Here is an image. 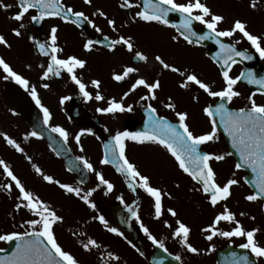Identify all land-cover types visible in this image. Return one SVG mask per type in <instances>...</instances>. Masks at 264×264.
Wrapping results in <instances>:
<instances>
[{"label": "flooded vegetation", "instance_id": "obj_1", "mask_svg": "<svg viewBox=\"0 0 264 264\" xmlns=\"http://www.w3.org/2000/svg\"><path fill=\"white\" fill-rule=\"evenodd\" d=\"M220 1L225 2L231 8L232 13L222 15L224 21L218 26L220 30L230 28L232 23L238 19L246 25L247 31L260 37L261 41L264 42V7L262 8L260 5L262 0H255L254 8L251 7L253 0ZM121 2L122 0H92V4L89 6L85 5L83 0H61V3L66 6H72L74 10L83 11L88 15L102 29L101 33H96L93 28L90 32H84L60 19L45 20L42 29L36 31L30 20V16L35 14V11L31 10L27 14L29 17L28 24L22 31L23 36H25L16 37V47L19 48L23 42L27 61L25 60L22 64L16 63V66L20 65V67H16L14 70L29 81V91H26L10 78L4 79L5 74L0 70V96L7 82H15L27 94L32 87H35L42 105L50 111L49 127L59 126L69 133L66 144L72 154L75 157L82 156L92 163L95 172H100L113 185L112 191L109 192L105 185H101L97 181L95 172H88V182L85 186L78 185L74 177L65 170L62 163L50 152L47 146L36 138H30L38 146L36 154L34 153V165L38 166L43 174L52 176L60 183L81 188L82 195L94 189L89 197L90 202L95 206L94 208H89L74 195L65 194L56 184L45 182L42 176H36L34 180L29 178L31 187H28L24 183L27 178H22L16 172L17 152L1 140L0 160L5 161L26 190L31 191L34 196L49 205L63 218L62 222L53 225L54 235L62 248L70 252L79 261V264H243L242 257H247V264H264V258H257L249 250L239 247L245 242L243 237L225 238L217 235L208 241L205 236L210 233L201 231L209 227L215 216L222 213L227 207L233 214L234 221L232 223L220 221L215 226V230L231 231L235 227V223L239 222L245 231L253 229L260 231L259 233L256 231L255 240L257 244L264 246L263 203L259 199L255 202L244 199L246 195L252 194L245 184V178L253 177V174L246 167L237 171L234 167L236 161L233 155L226 156L224 161H210V166L216 173L218 184L222 186L228 179L238 181L236 185L231 187V195L228 199L220 201L213 207L208 198L201 191L196 190L199 185H196L176 166L174 159L164 149L153 144H137L126 140L124 143L129 161L135 164L142 174L149 176L151 185L162 192V215L160 219L154 218L152 199L142 189L139 187L130 189L125 177L116 172L113 165L100 164V160L104 158V145L111 142V137L116 132H133L126 130L125 124L132 127L140 124L142 125L141 131L145 130L147 117L144 107L141 105L146 106L147 103H151L157 109L158 115L164 116L171 123H178L175 112L164 107V104L168 103L169 97H171L172 103L175 104V110L184 111L188 114L187 123L193 133L200 135L211 131L212 124L202 109L209 104L214 109L219 102L218 98L208 97L203 90L195 85L181 89L179 84L185 77L163 69L155 61V56H161L166 63L177 67L180 71H185L186 74H196L213 91L222 90L225 86L220 75L222 68L214 63L210 57V49H219L212 40H204L205 44L200 42L198 45H188L182 39L173 42L171 37L177 35L176 28L165 27L156 23H144L139 20L133 22V16L137 9H121L119 7ZM134 2L142 7V0H134ZM97 9L102 10L108 19L115 21V32L108 27L103 17L92 15ZM211 12L215 14L212 9ZM176 14H169L170 23L179 24V16ZM49 23H56L64 29L67 27L72 31H65L70 37L65 34L60 38V33H57V47L62 49L58 53V57L65 59L71 55L86 62L83 69L77 68L75 70V74L86 85V90L93 99L86 101L66 72L62 71L60 76L50 75L47 80L40 79L42 75L40 65L43 64L46 68L49 57L41 56L36 50L35 44L28 37L32 36L36 41L47 43L52 27ZM17 26L19 27V25ZM193 29L197 33L206 31L202 25L196 22L193 24ZM104 35L109 36L110 39L120 36L130 37L134 45L133 51L128 52L121 45H117L113 51H109L103 44H94L90 52L83 49L86 40L93 37L102 39ZM78 39L80 40L76 41ZM221 39L224 43L234 44L237 50L250 52L249 55L252 57L250 60H239L231 66L229 70L231 77L235 78L241 72L245 73V77L234 86V90L240 95L231 102L225 101L226 107L232 111H237L242 107L250 108L249 96L258 105L264 104V95H261L264 89H261L258 84H249L246 78L248 72H252L257 80L264 78V60L259 57L240 33L234 34L233 37ZM150 40H154V42H149ZM136 51L144 53L148 57L147 62L133 59ZM18 56H20V52H18ZM127 66L137 68L138 71L130 74L121 82L114 81L112 79L113 74L122 73L124 67ZM137 78H143L149 83L156 80L160 82L161 87L155 92L157 100L141 101L140 96L147 94V92L146 89L140 87L135 92L130 93L122 102L125 107L132 105L131 111L115 114H102L96 111L98 107H107L109 99L120 101V97L128 91ZM93 79L101 82L99 92L104 97L102 101L97 102L94 99L97 89L91 85ZM45 83L49 85L47 89L42 87ZM170 83L173 89H171ZM64 96H68L70 99L61 105L60 99ZM193 97L198 99L194 100ZM0 107L19 121L22 120L14 115L11 109L4 107L1 100ZM214 120L216 125H220L219 117H214ZM77 133H83L80 137L79 146L74 139ZM16 140L18 141L17 138ZM230 146L231 141L221 127V132L217 129L214 140L199 146L198 151L201 154L223 155L230 153ZM81 147L83 151H80ZM5 183L12 184L0 169V235L23 232L27 226L21 228L20 225L33 218L27 209H16L15 205L19 203L17 200L18 190L13 184V190L9 193L2 187ZM163 193H167V195ZM118 197L123 199V204L117 199ZM128 207L137 212L140 222L149 229L159 242L163 243L167 249L166 252L154 246L140 231V225L135 218L131 217L127 211ZM168 209L174 210L177 215L171 216ZM262 210L263 214L261 213ZM22 212H25L26 216ZM98 216H103L107 224L116 228L122 235L116 236L109 233L99 223ZM177 220L189 227V243L198 249L197 253L187 252L179 240L172 237V232L177 227ZM165 221L171 227H166ZM89 238L96 240L100 247L85 252L81 244ZM6 243L0 241V249H3L0 251V255L6 249ZM209 248L212 250L209 251ZM108 252L119 256V261H110L107 257ZM175 255H179L181 260L172 259Z\"/></svg>", "mask_w": 264, "mask_h": 264}, {"label": "snow or ice", "instance_id": "obj_2", "mask_svg": "<svg viewBox=\"0 0 264 264\" xmlns=\"http://www.w3.org/2000/svg\"><path fill=\"white\" fill-rule=\"evenodd\" d=\"M85 5H91L92 0H83ZM16 6L18 11L10 17V19L21 22L25 16L35 10V14L30 16V20L33 23H40L47 18H58L64 23L75 24L76 27H80L81 23H86L89 27H92L96 33H101L102 29L98 27L92 19L89 18L83 11L74 10L72 6H66L61 3V0H17ZM12 7L10 4H4L0 2V8L7 10ZM119 7L121 9H133L137 11L133 16V22L136 20L144 23H156L165 27L176 28L177 35H173L171 40L178 42L182 39L186 44L193 45L199 44L204 40H212L219 52L213 58V62L217 63L222 71L220 75L224 82L222 90L213 91L209 85L198 78L194 73H187L180 71L177 67L166 63L161 56L154 57L155 61L159 63L163 69L169 70L172 73H178L185 79L179 84L181 89L187 88L189 85H195L197 88L203 90L208 97L217 99L218 103L213 109L212 105L203 107L202 111L206 117L209 118L212 124L211 131L204 134L197 135L190 130L187 123L188 114L184 111H176L175 104L172 103L171 97L169 102L164 104V107L175 112L178 123H171L162 115L157 114V109L152 106L151 103L141 105L144 107L145 115L147 117L145 121V130L142 132H127L118 131L111 137V142L104 145V158L100 160L101 165L111 163L116 172L125 177V181L128 187H139L142 189L148 197L152 199L154 208V218L160 219L162 215V192L157 187L151 185L150 177L142 174L135 164L129 161L126 156L125 141L130 140L137 144H153L164 149L175 161L176 166L191 180L199 185L197 191H201L209 200V203L215 207L220 201L227 200L231 195L230 189L233 185L238 183L235 179H228L222 186L216 182V173L210 166V161H224L226 156L232 155V153H225L223 155L217 154H201L198 151L199 146L206 142L213 141L217 134V125L214 117H219L220 126L224 130V134L229 137L231 146L236 150V154L239 156V162L234 165L238 171L242 167H246L251 170L253 174V180L251 183L255 187V191L252 194L246 195L245 200L249 202H255L258 199L264 198V104H257L251 96L248 100L251 103L250 108H239L237 111L228 109L225 105V101L231 102L235 97L240 95L239 92L234 90V86L239 80L245 77V73L241 72L240 75L235 78L229 75V70L232 64L236 63L235 57H239L241 61L250 60L252 57L247 54L246 51L237 50L234 44H228L222 42L221 38L233 37L234 34L240 33L244 39H246L259 57L264 60V42L261 38L251 34L247 31L246 25L240 21L235 20L232 26L228 29L220 30L218 26L224 21V17L219 14L211 12L206 4L201 0H186V2H177V0H142V7L140 4L135 3L134 0H122ZM251 7H255V0L251 4ZM179 14V24H172L169 22V14ZM93 16L103 17L109 28L114 32L116 31L115 21L108 19L105 13L97 9L92 13ZM194 22L203 26L206 31L197 33L193 29ZM25 28L24 23H19L18 28L12 29V34L16 37H21L22 33L20 29ZM57 32L58 28L52 26L50 28L48 42L41 43L36 41L34 37L29 36L28 39L35 44L36 50L41 56L49 57L47 61V67L40 65L42 69L41 80H47L50 75L60 76L61 72H66L72 82L79 89V93L83 98L87 100L93 99L90 93L86 90V85L77 77L75 70L77 68L83 69L86 62L76 56H68L65 59L58 57V53L62 49L57 47ZM103 46L109 51H113L117 45L124 46L128 52L133 51V43L131 38H125L120 36L115 39H110L109 36L104 35ZM101 41H94L88 39L83 44V49L86 52L92 51L94 44H100ZM239 43V41H236ZM0 45L6 48H10L11 45L5 39L3 35H0ZM133 59L137 61L147 62L148 57L140 52L136 51ZM0 70L3 71L4 79H12L26 91H29V81L23 76L15 72L12 67L3 59L0 58ZM138 69L127 66L124 67L123 72L120 74L114 73L112 79L116 82L125 80L130 74L137 72ZM247 82L249 84H258L261 89H264V78L259 80L255 79L252 72L246 74ZM100 81L93 79L91 85L97 89L94 99L99 102L104 100V97L100 94ZM42 87L47 89L48 84H43ZM143 87L146 89L147 94L141 95V101H155L157 96L155 94L161 85L158 80L154 82H147L143 78L135 79L134 83L128 91L124 92L120 97V101L115 99H109L107 101V107H98L96 111L102 114H115L117 112L123 113L132 110V105L124 106L123 100L135 92L138 88ZM32 100L35 102L37 108L43 114V124L52 133L58 134V136L67 143L69 133L62 127L53 126L49 127V121L51 119L50 111L47 107H44L38 97L37 90L32 87L29 92ZM264 95V91L261 92ZM70 99L68 96H64L60 99V104L63 105L66 100ZM194 100L198 99L193 97ZM83 133H77L74 137L76 144L80 145V137ZM89 134H91L89 132ZM28 136L39 138L36 131H32L27 134ZM3 136L4 141L15 149L16 152H22L21 146L8 135L0 133ZM27 138V137H26ZM83 151V148H80ZM76 160L83 166V169L88 172H95L94 166L84 157H76ZM34 171L38 176H42V179L49 184H56L65 194L74 195L78 197L89 208L95 206L90 202L89 197L92 195L94 189L89 190L87 193L81 194L82 190L79 187H73L68 184L60 183L56 181L52 176L43 174L42 170L33 164ZM0 169L3 174L12 182V184L5 183L2 185L3 189H6L9 193L12 192V185L18 190L17 200L19 203L15 205L16 209L25 208L32 214V219L24 221V224L20 225L21 228L27 226L23 232H11L8 234L0 235V241L15 242V249L12 251L11 256L4 258L0 257V264H79V261L68 251H65L58 243L55 235L53 225L57 222H62L63 218L59 216L56 211L51 209L49 205L41 201L38 197L34 196L31 191L26 190L20 179L13 173L5 161L0 160ZM97 181L101 185H105L110 192L113 189V185L106 180L100 172H95ZM247 183V181H245ZM83 183V181H80ZM178 186V185H177ZM167 195V193H163ZM117 199L123 204L124 201L121 197ZM131 217L135 218L140 225V231L144 233L147 239L157 248L167 251L162 242H159L149 231L147 227L140 222L137 212L131 207L127 208ZM171 216H176V212L172 209H168ZM243 215V213H241ZM99 223L104 228L116 236L122 234L114 227H110L103 216H98ZM220 221H227L232 223L234 221L233 214L224 208L223 212L216 215L212 224L202 229V232L210 233L205 236V239L211 241L214 236H222L225 238L243 237L245 242L240 244L239 247L247 249L251 254L257 258H264V246L257 244L255 240L256 229L245 231L239 222L235 223V227L231 231H216L215 226ZM177 227L172 232V237L179 240V243L189 253H197L198 249L193 247L189 243L190 229L184 223L177 220ZM166 227H171L165 221ZM81 247L85 252H90L94 248H99L100 245L94 239H87L86 242H82ZM209 251L212 249L209 248ZM3 251V249H0ZM107 257L110 261H119L120 257L112 252L107 253ZM172 259L180 261L181 257L175 255ZM243 264H247V257H242Z\"/></svg>", "mask_w": 264, "mask_h": 264}, {"label": "rangeland", "instance_id": "obj_3", "mask_svg": "<svg viewBox=\"0 0 264 264\" xmlns=\"http://www.w3.org/2000/svg\"><path fill=\"white\" fill-rule=\"evenodd\" d=\"M0 2L4 4H10L12 7L8 8L7 10L0 8V35H3L5 39L8 41V43L11 45L10 48H6L3 45H0V58H3L11 67L13 70H16V63L20 62V64L24 63L25 60L27 61V53L24 50L23 42H21V45L16 47V36L12 34V29L18 27L19 23H24L25 25L28 24L29 17L28 15L25 16L24 20L21 22H16L10 17L14 15L18 8L16 6L15 0H0ZM177 2H186V0H177ZM202 3L206 4L209 9L211 8L215 14L219 15H225V14H232L230 11V7L223 1L220 0H201ZM261 7H264V1L262 0L260 3ZM210 9V10H211ZM52 26H56L58 28V32L60 33V38L65 35V31L68 30V32H72L69 30V28L61 27V25H57L56 23H49ZM23 29H21L22 33ZM25 36V35H24ZM22 34V37H24ZM66 36L70 37V35L66 34ZM73 39V38H69ZM80 39L76 40L79 41ZM149 42H154V40H150ZM18 52H20V56H18ZM172 88V84H169ZM17 127V128H16ZM17 129V132H16ZM0 133L8 135L13 140H16V142L21 146L23 149L22 152L16 153V172L18 175H20L22 178L27 180H24L26 185L28 187H31V183L28 181L36 179V176H38L34 172L33 164L35 159V155L38 149V146L35 141L31 140V136H28V132L25 130L24 124L22 121L16 119L14 116L9 115V113L5 112L0 107ZM27 137V138H26ZM0 140L4 141L3 136H0ZM21 140V141H19ZM86 142V141H84ZM54 186V185H53ZM55 187V186H54ZM263 214V210L261 211ZM24 216H26L25 212H22ZM258 233L260 231H257Z\"/></svg>", "mask_w": 264, "mask_h": 264}, {"label": "water", "instance_id": "obj_4", "mask_svg": "<svg viewBox=\"0 0 264 264\" xmlns=\"http://www.w3.org/2000/svg\"><path fill=\"white\" fill-rule=\"evenodd\" d=\"M176 15L179 16V14ZM42 22L43 21H41L40 23H33L37 31L41 29ZM79 28H84L85 31H89L91 27H89L86 23H81V26ZM201 43L205 44V41H201ZM215 56L216 55H214V53L211 54L212 59ZM234 59L236 60V62L240 60L239 57H235ZM2 100L3 104L6 107L14 109V112L23 118L24 122L31 132L36 131L38 133L39 138L43 139L50 150L55 154V156L63 162L66 170L75 177L77 183L84 185L87 179L86 170L83 169V166L78 162V160H76V158H74L65 142L58 136V134L50 132L48 128L44 126L43 114L40 112L39 108H37L32 98L28 96L15 83H8L4 87ZM126 128L130 129V127L127 125ZM217 128L221 131L220 125H217ZM135 131L140 132V128L137 127ZM230 153H232L236 162L238 163V155L236 154V150L233 149L232 146H230ZM253 178L254 177H246L245 181H247V183H245L254 192L255 187L251 183ZM80 181H83V183H80ZM261 200L264 205V198H261ZM14 249L15 242H8V248L4 252V255H1V257L7 258L11 256Z\"/></svg>", "mask_w": 264, "mask_h": 264}]
</instances>
